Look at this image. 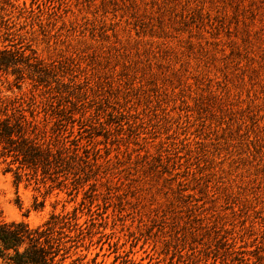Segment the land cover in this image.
Here are the masks:
<instances>
[{"label":"rangeland","instance_id":"obj_1","mask_svg":"<svg viewBox=\"0 0 264 264\" xmlns=\"http://www.w3.org/2000/svg\"><path fill=\"white\" fill-rule=\"evenodd\" d=\"M0 47L48 73L0 72V117L71 157L0 152L2 219L67 217L75 264H264V0H0Z\"/></svg>","mask_w":264,"mask_h":264},{"label":"trees","instance_id":"obj_2","mask_svg":"<svg viewBox=\"0 0 264 264\" xmlns=\"http://www.w3.org/2000/svg\"><path fill=\"white\" fill-rule=\"evenodd\" d=\"M0 72L13 75L17 87L24 78L38 85L48 75L46 67L34 56L7 47H0ZM36 129V124L20 110L16 115L4 114L0 117L1 155L17 163V169L27 170L32 176L39 172L42 179L54 182L65 174L71 157L65 148L54 149L50 143L41 142ZM19 177L15 172V180ZM65 218L51 214L42 224L32 226L0 216V264H75L66 260L71 246L64 231L68 224Z\"/></svg>","mask_w":264,"mask_h":264}]
</instances>
